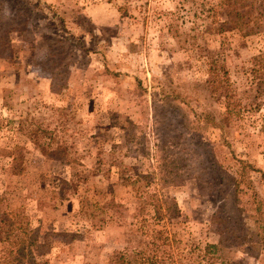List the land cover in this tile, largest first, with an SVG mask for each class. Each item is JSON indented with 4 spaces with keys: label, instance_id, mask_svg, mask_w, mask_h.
Listing matches in <instances>:
<instances>
[{
    "label": "rangeland",
    "instance_id": "obj_1",
    "mask_svg": "<svg viewBox=\"0 0 264 264\" xmlns=\"http://www.w3.org/2000/svg\"><path fill=\"white\" fill-rule=\"evenodd\" d=\"M217 1L0 0V213L47 243L40 264H108L154 222L145 199L176 204L146 229L174 232L185 261L264 264V31L218 32ZM227 112L226 141L203 114Z\"/></svg>",
    "mask_w": 264,
    "mask_h": 264
},
{
    "label": "trees",
    "instance_id": "obj_2",
    "mask_svg": "<svg viewBox=\"0 0 264 264\" xmlns=\"http://www.w3.org/2000/svg\"><path fill=\"white\" fill-rule=\"evenodd\" d=\"M259 0H218L217 6L220 7L225 13V18L223 21H218V32L225 25L229 29H237L242 35H249L256 33L258 31H264V2L258 3ZM217 6L211 4L207 7L205 11L211 12ZM253 12H256L259 16L258 19L253 18ZM207 30V27L203 29V34ZM201 31V32H202ZM192 39H195L194 34H188ZM7 43V39L0 35V50ZM194 47V43H191ZM208 50L207 47H203ZM1 54V52H0ZM221 52L209 51L210 62H209V76L210 78L206 81V84H210L215 89V92H224L223 97L230 98L234 94L231 88V82L228 78L224 77L226 70L224 69L221 57H219ZM262 55H257L253 57L255 61V66L261 61ZM262 69L264 71V62L260 65L257 70ZM222 73V75H220ZM264 85V79L261 80ZM264 87H261V95L264 97ZM228 114H224L221 119H217L212 113H204L203 118L205 122L211 124L213 127L218 128L221 131V137H227L228 130L226 128V121L228 120ZM227 141V140H226ZM206 150H208L207 158L211 165L216 169L221 168L219 162L215 159L214 151L212 152V144L206 142ZM215 164H214V163ZM110 170V168H108ZM128 169L125 167L118 166L116 172H118V177L121 178L123 185H129L134 183L132 177L125 175ZM86 170H81L79 173L73 171V180L75 178L76 182L85 180L86 175L83 173ZM97 171V170H96ZM226 179H228L232 185L231 192L238 186V181L233 175L226 173ZM222 184V182H221ZM150 198L154 194L146 193ZM158 201V199H156ZM142 202H151L153 204L154 214L152 216L153 223H147V225H153L159 222H168L173 213H162L165 208L176 207L175 203L149 201L148 199L142 200ZM153 202V203H152ZM81 205H84L81 204ZM101 208V206L99 207ZM91 217L93 215H90ZM145 221V219H143ZM145 224L140 227V232L143 237H141L138 242L130 244L129 246L123 247L121 250H117L108 260V264H199L201 260H196L191 257L185 261L182 259V255H176L175 251L172 249L173 243L176 244V237L174 232H169L165 234L156 228L146 229ZM0 243L2 247L0 249V264H40L39 258L46 252L47 243H41L35 231L29 227V225L20 219H16L8 214L0 213ZM204 253H212V255L220 251V245L215 243H208L205 245ZM205 255H203L204 257ZM215 256V255H214ZM217 257V256H216Z\"/></svg>",
    "mask_w": 264,
    "mask_h": 264
}]
</instances>
